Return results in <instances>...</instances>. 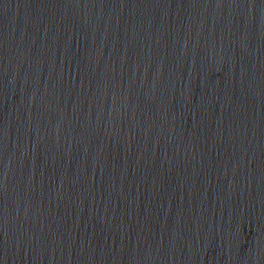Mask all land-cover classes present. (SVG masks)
Wrapping results in <instances>:
<instances>
[{"label":"water","instance_id":"obj_1","mask_svg":"<svg viewBox=\"0 0 264 264\" xmlns=\"http://www.w3.org/2000/svg\"><path fill=\"white\" fill-rule=\"evenodd\" d=\"M0 264H264V0H0Z\"/></svg>","mask_w":264,"mask_h":264}]
</instances>
